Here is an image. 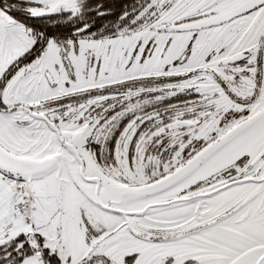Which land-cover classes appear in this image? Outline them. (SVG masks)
<instances>
[{"label": "snow or ice", "instance_id": "snow-or-ice-1", "mask_svg": "<svg viewBox=\"0 0 264 264\" xmlns=\"http://www.w3.org/2000/svg\"><path fill=\"white\" fill-rule=\"evenodd\" d=\"M0 264H264V0H0Z\"/></svg>", "mask_w": 264, "mask_h": 264}]
</instances>
